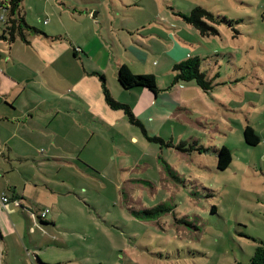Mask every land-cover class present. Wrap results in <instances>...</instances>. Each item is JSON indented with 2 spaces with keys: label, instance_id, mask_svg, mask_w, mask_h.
<instances>
[{
  "label": "rangeland",
  "instance_id": "rangeland-1",
  "mask_svg": "<svg viewBox=\"0 0 264 264\" xmlns=\"http://www.w3.org/2000/svg\"><path fill=\"white\" fill-rule=\"evenodd\" d=\"M62 3L57 4L60 18L51 22L39 19L43 0H26L24 10L28 4L35 28H58L66 45L72 46L71 38L80 40L87 57L78 56L86 59L87 70L106 76L114 100L129 105L142 128L124 111L108 110L99 92L86 100L77 91H54L48 78L32 82L34 97L25 91L14 105L23 106L22 99L29 106L42 101L53 110L76 107L74 114L86 108L92 117L78 115L87 123V139L76 152L70 144L54 145L48 134L25 142L0 124V185L16 187L24 197L22 203L11 202L16 226L7 244L13 264H27L35 255L43 264L249 263L264 243V0ZM197 7L219 20L210 21L218 35L203 37L184 19ZM3 28L0 19V35ZM6 47L0 39L3 58ZM27 49L25 57H32L33 47ZM72 50L69 58L75 59ZM196 56L213 79L210 92L194 82L173 84V66ZM122 65L135 76H154L157 99L141 90H122L116 82ZM89 76L99 82L98 75ZM6 100L14 99L0 95L3 111ZM246 126L259 136L258 146L245 143ZM143 130L165 145L150 142ZM70 137L77 146L82 130ZM224 146L232 163L219 171L217 152ZM44 207L55 225L43 228L38 220L32 225L25 214L32 210L35 217ZM153 209L156 217H141Z\"/></svg>",
  "mask_w": 264,
  "mask_h": 264
},
{
  "label": "crops",
  "instance_id": "crops-1",
  "mask_svg": "<svg viewBox=\"0 0 264 264\" xmlns=\"http://www.w3.org/2000/svg\"><path fill=\"white\" fill-rule=\"evenodd\" d=\"M25 1L26 0H24L22 5V12L25 21L32 27L37 26V24L35 23L36 18L33 19V17H31L32 15L31 8L28 6V4H26L24 10ZM57 1L58 3H60V6H62L63 0H57ZM72 1L74 0H71V2ZM58 3L55 0H43V11L39 13V17H40L39 19L43 21L44 18L49 17L50 18L49 22L57 18L59 19L61 16L59 15L61 10L57 8ZM75 3L78 4L79 0H75ZM75 5L71 9H75ZM5 13L6 11L0 9V17H1L0 19L3 22L4 19H6ZM90 13H93L92 9L90 10ZM54 14L58 16H55ZM42 30L46 32L43 33L46 34L47 36H44L40 33H31L28 37L30 44H25L21 40H17L12 44L3 41L6 42L7 44V47L5 48L7 57L3 58L0 56V91L5 90V92L0 93V95L9 96L11 99L14 100L12 103L8 102L7 100L1 101L2 103L1 106L5 110L3 111L0 108V124L2 127L8 129L7 131L9 133L11 131H16V134L19 135L21 138H23L25 142H27L26 139L28 136H33L37 133L41 134L40 136H47L46 134H48L53 136L54 145L59 144L61 146L66 147V144H70L71 149H74L72 150V152H76L82 149L80 147H83V143L87 139L86 138L87 134L84 133V129H83V127L87 125V123L85 122L84 119L80 117L83 114L87 116L88 120L90 117H92V114L88 113L86 108H85L86 112L80 111L74 114L70 111L76 110V107L72 106L69 109L70 111L64 109H58V110H53L52 108L48 109L47 105L44 102L40 101V98L38 99L40 101L39 104L36 102H32L33 106H29L24 101V99L21 100L23 106H21V104L17 106L14 105V103L17 102V99H19L21 95L24 96L25 91L28 93L29 97L33 98L34 96L32 92L34 91L31 92L29 90L33 86L32 82L35 80L48 78L49 80L46 82V84L50 86L54 91H58V92L64 91L63 89H66V91L69 93H73L77 91L78 96L82 99L88 100L90 99L92 93L99 92L100 95L102 94L103 96V102L105 107L108 110L115 111L110 109L105 102V97L102 89L103 82L100 76H103L105 78V82L107 86L106 76L100 72L98 73L92 72V71H96L93 69H91L90 71L87 70L84 63V60L86 59L84 57H80L81 55L87 57L84 54L85 50L80 45V40L75 41L74 38H71L70 40L72 46H68L66 45V39L62 36L61 31L58 30V28L57 29L51 28L48 32L46 28L42 27L40 31L42 32ZM37 37H42L47 42L49 41L52 44H49L41 39H37ZM56 42H61L62 44H58ZM27 47H33L35 53H33L32 57H25L26 51L28 50ZM72 48H74L76 52L75 59L69 58L70 54L73 53ZM81 48L83 49V52ZM15 49H17L18 52L14 51ZM87 61H91V58H88ZM32 63L38 66V71H32V66H31ZM51 67H54L53 71L51 70ZM49 69L50 72L46 73ZM45 74H47L46 77ZM89 74L98 75L99 82L97 83L95 79L89 76ZM117 78H118V72L116 73V82L117 84H119ZM121 89L124 90L122 87ZM131 90H141L143 94L145 95L147 94V96L149 94V96H151V99L153 101L157 99V95H154L153 93H151L150 91L144 88L137 87ZM176 90L177 91L179 90L178 86ZM124 91H128V90H124ZM53 97L56 99V101L62 102V98L60 95L56 98L55 94H53ZM100 101L102 103L101 99ZM35 105L38 107H35ZM70 105L72 104L70 103ZM186 113H189L187 109H186ZM122 115L125 116V113ZM151 119L152 118H148V121ZM171 119L172 117L168 118L166 121L172 122ZM108 128L114 131L113 127H108ZM78 129L82 130V139L81 142L78 143L76 146L68 141L71 138L70 136L72 134V131L73 130L78 131ZM132 140H137V138L132 137ZM41 151L45 152L44 150ZM53 151L54 150L51 149V153ZM8 154L12 155L10 151H8ZM15 155L17 154L15 153ZM0 156H2V154H0ZM17 159L21 161L29 160V159L36 160L32 156L28 158H22L17 156ZM80 163L84 167H88L87 165L83 164L84 162L80 161ZM30 175H32V173H30ZM68 179L71 178L65 177V180ZM61 188L62 187H59L58 189L59 192H61ZM9 191L12 192V195H9L8 193ZM51 191L53 193H56L55 189H52ZM5 197L9 199L7 203L3 202V198ZM14 201H19L20 203L24 201V197L19 193V191H17V188L16 187L12 188L11 186L5 187L0 185V238L2 240V243H4V245L0 244V264H13L11 253L7 243L9 236H12L13 233L15 232L14 227L16 226V224L14 222L12 215L15 212V208L11 205V202ZM26 209L27 208H24V210ZM45 209L49 210V213L44 219L45 222H47L49 225L43 226V228L54 226L56 220H50L52 221V223H49L48 222L49 220H47V217L51 213V210L48 207H44L43 209L40 210V212H42ZM29 212L33 216L31 215L29 216L28 214L27 216L25 214L26 219L29 220V222L32 223V225L33 223L34 225L38 224L36 217L39 215L40 212H38L35 215V217H34V212H32V210H29ZM57 219H59V216H57ZM27 264H34V259H30V261H28Z\"/></svg>",
  "mask_w": 264,
  "mask_h": 264
},
{
  "label": "trees",
  "instance_id": "trees-1",
  "mask_svg": "<svg viewBox=\"0 0 264 264\" xmlns=\"http://www.w3.org/2000/svg\"><path fill=\"white\" fill-rule=\"evenodd\" d=\"M24 0H0V9L6 11V19H4V28L0 35L2 41L12 44L17 40H21L25 44H30L28 39L31 33H40L47 36L40 30L30 26L23 16L22 5ZM4 18V17H3ZM184 19L203 37H211L218 35L219 31L216 26L212 25L210 21H217L214 15L207 10L197 7L191 11ZM199 56L189 57L180 63L173 66L172 72L175 73L173 84H186L194 82L198 88L204 92H210L213 89V79L209 78L205 72L201 70V60ZM103 82L102 89L105 97V102L110 109L115 111H124L125 115L129 116V122L135 126L141 127L140 121L136 119L132 109L129 105L119 103L114 100L109 89L106 86L105 78L100 76ZM118 82L124 90L133 88H144L154 95H158L159 88L154 76L143 75L135 76L130 69L122 65L118 69ZM142 128V127H141ZM144 135L147 137V131L143 130ZM244 140L249 146H258L260 138L251 126H246L244 129ZM150 142H161L165 145L164 141L158 138L147 137ZM185 144L182 143V146ZM217 170L225 171L232 163L231 151L225 146L217 152ZM95 173L99 174L98 171ZM158 209L144 211L141 217L152 218ZM41 227L49 225L39 215L36 217ZM46 218V217H45ZM34 264H43L38 255H35ZM234 264H246L243 262H235ZM247 264H264V243L257 246L253 256Z\"/></svg>",
  "mask_w": 264,
  "mask_h": 264
},
{
  "label": "built area",
  "instance_id": "built-area-1",
  "mask_svg": "<svg viewBox=\"0 0 264 264\" xmlns=\"http://www.w3.org/2000/svg\"><path fill=\"white\" fill-rule=\"evenodd\" d=\"M8 201H9V199L7 197L3 198V202L4 203H7ZM48 213H49V210L48 209H45V210H43L42 212L39 213V217L41 219H45V217L47 216Z\"/></svg>",
  "mask_w": 264,
  "mask_h": 264
}]
</instances>
